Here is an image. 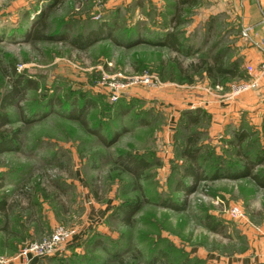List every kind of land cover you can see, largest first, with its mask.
I'll use <instances>...</instances> for the list:
<instances>
[{"label": "rangeland", "instance_id": "1", "mask_svg": "<svg viewBox=\"0 0 264 264\" xmlns=\"http://www.w3.org/2000/svg\"><path fill=\"white\" fill-rule=\"evenodd\" d=\"M190 2L0 0V257L26 264L21 249L58 227L70 236L30 264H232L256 252L248 236L264 223V187L195 181L183 151L198 139L208 177L243 166L241 154L264 156V114L244 110L238 125L212 130L202 105L247 77L240 64L233 75L207 69L215 56L237 62L226 42L250 25L242 8L264 13L258 0ZM166 32L182 51L136 42ZM199 110L193 124L185 113ZM128 203L139 210L125 223L114 212ZM234 206L244 217L228 215Z\"/></svg>", "mask_w": 264, "mask_h": 264}, {"label": "crops", "instance_id": "2", "mask_svg": "<svg viewBox=\"0 0 264 264\" xmlns=\"http://www.w3.org/2000/svg\"><path fill=\"white\" fill-rule=\"evenodd\" d=\"M258 14L261 15L264 13V0H258ZM233 14V11H228ZM241 16L245 17L243 25H252L254 26V32H252L251 39H245L241 36H238L233 40L232 37L228 38V42H226V46L229 47L228 50L235 53V57L237 59V66L239 64L241 66L253 65L258 67L263 59V49H264V32L261 28L260 21L261 18H251V12L249 7L241 9ZM256 13V14H257ZM243 14V15H242ZM253 14V13H252ZM251 19L252 21H249ZM251 22V23H250ZM232 24V22H229ZM239 62V63H238ZM217 90L212 89L208 91V93L203 95V104L204 109H206L212 115V130H223L224 128L234 124L238 125L242 119H240L239 115L241 111L244 110H258L257 119H261L260 116L264 114V79L261 81L260 86L257 90L249 91L243 93L237 98H234L232 93H228L229 96L222 93L218 90V86H216ZM6 200H0V211H5L7 204ZM264 222V220H263ZM5 229V228H4ZM254 236H248V240L250 244L257 245L256 252L242 257L240 260L237 259L234 261L236 264H264V223L263 226L258 231H251ZM259 235H255L256 233ZM36 260V259H34ZM232 263V264H235ZM14 264H22L20 262H16Z\"/></svg>", "mask_w": 264, "mask_h": 264}, {"label": "trees", "instance_id": "3", "mask_svg": "<svg viewBox=\"0 0 264 264\" xmlns=\"http://www.w3.org/2000/svg\"><path fill=\"white\" fill-rule=\"evenodd\" d=\"M177 5L176 7L181 8V6H185L188 4H192L190 0H175ZM194 4V3H193ZM97 35H94L93 33L90 34L89 37H87V40L85 39V42L82 44L79 40V38H75L73 40V44L75 46H83L86 47L89 45L91 40L97 39ZM137 44H140L142 42H148L153 45L157 46H163L166 48H169L173 51L179 52L182 51L183 43L181 39L179 38L178 34L176 32H166L163 34L157 33L154 35V37H151V39H144L142 37L139 39V41H136ZM224 63L223 58L221 56H215L213 58V64L209 65V68L207 69V72L209 73V76H213L212 74L214 72L220 73L221 75L224 74H231L233 75V72L237 69V64L233 63L230 66L226 67ZM204 65L207 64L206 62L203 63ZM201 111L199 110L197 114L192 115L189 112H186L185 114L188 116V118L191 120L193 124H196L199 122V117ZM245 135L243 134H237V145L239 147L242 145L244 141ZM0 145L3 146L4 142L0 141ZM7 150V149H6ZM5 151L4 148L0 149V154ZM202 149L198 146V139H195L194 137H189L187 139V144L185 146V149L183 151V155L185 158L189 160V165L185 168L187 175L193 176L195 181H203V180H216L223 177H229L232 179H239V178H245V177H251L258 185L264 187V175L260 174H254L253 171L256 169V167L264 165V156L257 155L255 158L254 163L253 160L249 155L246 153L243 155L241 154L242 151H239V155L241 159L243 160V166L240 168H227L224 172L222 169H218L212 176L208 177L205 173H203L200 168L203 162H207L210 159L209 155L202 156L201 153ZM202 161V162H201ZM140 164L139 167H137ZM255 164V165H253ZM142 163H138V160H135L133 163V168H131L133 171L136 168H142ZM200 170V171H199ZM139 206H132V203H128L122 206L117 207V209L114 212V215L117 217H121L123 222L129 223L130 218L128 214H131L132 216L138 212ZM215 228V227H212Z\"/></svg>", "mask_w": 264, "mask_h": 264}, {"label": "built area", "instance_id": "4", "mask_svg": "<svg viewBox=\"0 0 264 264\" xmlns=\"http://www.w3.org/2000/svg\"><path fill=\"white\" fill-rule=\"evenodd\" d=\"M261 28L264 32V14L260 21ZM254 30V26L249 25L246 26L242 32V37L250 40L252 32ZM247 77L240 82V84L234 89L232 95L238 96L243 93L257 90L260 86L261 81L264 79V49H263V59L258 67L253 65H246ZM155 75H144L140 78L141 81L145 83H152L155 78ZM117 93L115 92L114 96ZM228 215L239 219L244 217V212L241 208L234 206L228 210ZM70 236V233L64 227H58L53 231L52 237L45 238L38 242L27 243L24 248L18 254V258L22 259L26 262V264H30V261L33 257H40L46 254H50L56 245L60 242L64 241L67 237ZM12 259L0 257V264H10Z\"/></svg>", "mask_w": 264, "mask_h": 264}]
</instances>
